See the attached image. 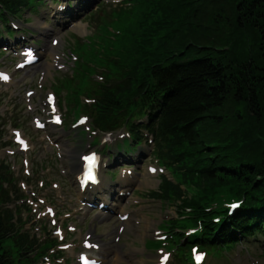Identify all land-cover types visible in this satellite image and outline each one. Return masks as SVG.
I'll return each instance as SVG.
<instances>
[{
  "label": "trees",
  "instance_id": "obj_1",
  "mask_svg": "<svg viewBox=\"0 0 264 264\" xmlns=\"http://www.w3.org/2000/svg\"><path fill=\"white\" fill-rule=\"evenodd\" d=\"M37 1L0 0L7 35L13 33L9 18ZM149 5L139 21L145 25L140 40L122 51L110 43L87 55L80 50L86 70L79 89H72L74 106L88 114L95 131H124L119 142L128 149L120 155L150 137L155 160L172 179L163 176L151 196L174 201L178 213L163 226L159 243L178 264H193L192 248L223 253L242 240H264V0ZM91 63L104 70L103 81L91 79ZM17 192L2 164L0 264H33L45 252L33 256L36 240L6 207L19 200ZM233 203L237 208L230 211Z\"/></svg>",
  "mask_w": 264,
  "mask_h": 264
},
{
  "label": "rangeland",
  "instance_id": "obj_2",
  "mask_svg": "<svg viewBox=\"0 0 264 264\" xmlns=\"http://www.w3.org/2000/svg\"><path fill=\"white\" fill-rule=\"evenodd\" d=\"M73 1L75 8L71 0H39L19 18H9L14 41L0 22V71L13 79L0 80V166H7L18 189L13 195L19 198L6 207L16 212L21 231L36 240L33 256L45 251L33 264H77L80 253H90V258L98 254L101 264H178L174 252L167 253V246L159 243L163 226L178 213L174 201L151 196L163 176L171 179L153 156L152 140L143 139L131 156L118 154L123 153L119 141L124 131L103 134L92 129L88 114L74 106L72 90L79 89L80 72L86 70L80 50L87 55L110 43L122 51L140 40L145 25L139 21L153 5L150 0ZM56 9L64 10L55 14ZM32 45L38 61L21 67L25 47ZM43 47L47 50L40 51ZM90 66L96 70L91 79L103 81L99 73L104 70L96 68L100 65ZM48 94L55 97L54 105L47 103ZM80 100L88 101L84 96ZM57 117L59 125L54 123ZM16 130L27 139L24 145L14 142ZM91 151L100 155L101 187L86 194L77 188V180L81 158ZM3 244L13 250L10 239ZM164 256L168 260L163 262ZM203 261L264 264V240H242L223 253L207 250Z\"/></svg>",
  "mask_w": 264,
  "mask_h": 264
},
{
  "label": "bare ground",
  "instance_id": "obj_3",
  "mask_svg": "<svg viewBox=\"0 0 264 264\" xmlns=\"http://www.w3.org/2000/svg\"><path fill=\"white\" fill-rule=\"evenodd\" d=\"M61 11H63V10L61 9V10L59 11V9H56L55 14H59ZM39 28H41V27H39ZM78 28H80V27H78ZM41 30H42V34H43V35H45V34L47 35V31H46L45 28L42 27ZM56 43L58 44V41H56ZM42 50H47V49H46L45 47H43V49H41L40 51H42ZM24 56H26V55H24ZM52 56L54 57V55H52ZM49 66H50V63H47L46 66L44 67V68H46V69H45L46 72L49 71V70H48ZM9 80L12 82V80H13L12 77H11V78L9 77L8 81H9ZM10 81H9V82H10ZM25 140H26V139H24V137H22L23 144H24V141H25ZM79 170H80V171H79V173H80L81 170H82V163L80 164ZM103 202L106 203V199H103ZM99 250H100V249H99ZM95 259L98 260V261H100V262H103V258L100 257L98 254H97V256H95ZM202 262H203V260H202ZM202 262H201V263H202Z\"/></svg>",
  "mask_w": 264,
  "mask_h": 264
},
{
  "label": "snow or ice",
  "instance_id": "obj_4",
  "mask_svg": "<svg viewBox=\"0 0 264 264\" xmlns=\"http://www.w3.org/2000/svg\"><path fill=\"white\" fill-rule=\"evenodd\" d=\"M0 79H7V77L6 76H3V77H0ZM56 122L57 123H59L60 121H59V117H57V119H56ZM84 121H81V123H83ZM94 163H95V158L93 157V158H88V179H92L93 177H92V168H93V166H94ZM233 207H236V205H233ZM168 259V257L167 256H165L164 257V260L166 261ZM203 259V257L202 256H197V260L199 261V260H202ZM86 264H87V262H86ZM93 264H95V262H93Z\"/></svg>",
  "mask_w": 264,
  "mask_h": 264
}]
</instances>
